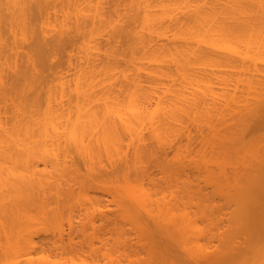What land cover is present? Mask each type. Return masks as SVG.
I'll return each instance as SVG.
<instances>
[{"label":"bare ground","instance_id":"obj_1","mask_svg":"<svg viewBox=\"0 0 264 264\" xmlns=\"http://www.w3.org/2000/svg\"><path fill=\"white\" fill-rule=\"evenodd\" d=\"M106 230L264 264V0H0V264Z\"/></svg>","mask_w":264,"mask_h":264},{"label":"rangeland","instance_id":"obj_2","mask_svg":"<svg viewBox=\"0 0 264 264\" xmlns=\"http://www.w3.org/2000/svg\"><path fill=\"white\" fill-rule=\"evenodd\" d=\"M230 211L231 209L229 208L225 210V215L223 218L224 221L222 220V224H221V231H225L228 228L226 218ZM106 219L107 218H104L103 220L99 221L98 225H102V226L105 225ZM104 232H105L104 236L101 237L103 239L107 238L109 240L106 242L107 245L103 246V244L101 245V243L99 242H97L96 244V246L101 247L103 252L112 254L113 256L116 257V260L119 261L121 264H142V262L145 260V253L141 247H136L133 245H129L126 248L122 247V245L115 246L114 240L112 239L110 232L107 230ZM47 240L49 239H46L45 242ZM217 245L218 243L215 242V246ZM46 247L49 249L50 253L52 254V259L60 264H70L72 258H74L76 262H81L80 256L83 260L87 261L90 264H108V260L104 258L102 254H100V256L97 257L94 256L92 258L88 252L87 253L89 254V256L88 254L86 255V252L85 254H83L84 252H79L76 254L75 253L72 254L71 252L64 253L61 249L49 243L46 245ZM75 255L78 256L76 257ZM150 263L151 264H191L190 261L186 258V256H184L180 252H178L177 254L173 253V254L161 255L160 257H156L150 260Z\"/></svg>","mask_w":264,"mask_h":264}]
</instances>
